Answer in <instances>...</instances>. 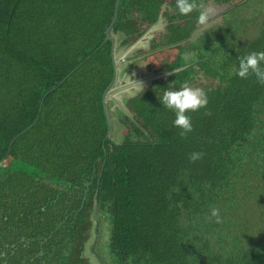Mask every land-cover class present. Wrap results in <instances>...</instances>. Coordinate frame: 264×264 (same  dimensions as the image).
Wrapping results in <instances>:
<instances>
[{"label":"trees","instance_id":"obj_1","mask_svg":"<svg viewBox=\"0 0 264 264\" xmlns=\"http://www.w3.org/2000/svg\"><path fill=\"white\" fill-rule=\"evenodd\" d=\"M115 1L0 0V264H264V85L236 74L264 51V8L200 29L175 0H119L111 46ZM160 20L164 42L144 53L176 47L187 64L103 103ZM185 81L209 104L182 139L160 97Z\"/></svg>","mask_w":264,"mask_h":264},{"label":"clouds","instance_id":"obj_2","mask_svg":"<svg viewBox=\"0 0 264 264\" xmlns=\"http://www.w3.org/2000/svg\"><path fill=\"white\" fill-rule=\"evenodd\" d=\"M175 5L181 15L197 12L196 23L200 29H206L220 11L214 0H175ZM238 61L236 74L240 78L247 79L251 75H255L257 82L264 85V51H251L239 56ZM166 75H177V70L174 69L173 72L166 73ZM139 84L143 85L140 82ZM160 101L165 108L174 112V126L181 129L179 136L186 139L188 134L194 131L192 117L188 113L207 109L209 96L204 88L193 86L185 81L179 89L168 87L162 98L160 97ZM203 114L204 116H211L213 113L208 109ZM204 155L203 151H194L188 154V159L195 163L203 159ZM209 213L205 215L207 222H212L213 219L215 223L223 222L219 207L210 206Z\"/></svg>","mask_w":264,"mask_h":264},{"label":"rangeland","instance_id":"obj_3","mask_svg":"<svg viewBox=\"0 0 264 264\" xmlns=\"http://www.w3.org/2000/svg\"><path fill=\"white\" fill-rule=\"evenodd\" d=\"M263 6H264V0H243L240 3V5H238L237 7L233 8V9H231V8L226 9L225 14L217 15V17H215L213 21L217 20V21L221 22L222 16H225L227 18V15L230 16L231 14L232 15L236 14L239 17L242 15H250L251 13L256 12L258 9L264 8ZM163 19L164 18H161V20H163ZM161 20L159 23L153 25V26H156V25H158V26L153 27V29H152V27H150L149 32L147 31L146 32L147 34H145V37L147 35L148 38L150 36L155 37V41H153V42L156 44L161 43L163 41V40H160L161 39V32H163V27H162L163 23L161 22ZM167 49L168 48H166V49L165 48L164 49L157 48L155 50V52L153 53V56L154 55L160 56L162 54V52L164 50H167ZM169 51H172V50L169 49ZM143 58L139 59V61H141V62H140V64L138 63V67L129 66V68L122 70L121 73H119L120 71H118L119 74H118L117 78H115L111 87L107 89L106 96H105L106 98H110V97L114 98V99H111V103H113V102L117 103L118 100L122 99L124 95L130 96L131 93H133L135 91H137L139 93V90L142 89L143 85L139 84V82L142 83L141 82L143 80L142 77H145L146 76L145 73H148V72H145L146 69H149L148 63L149 62L151 63V58L149 55H146ZM142 60H145V61H142ZM152 60L154 61V63L156 62V59L153 57H152ZM142 70H143V72H142ZM149 72L153 73L152 71H149ZM158 74H160V72ZM121 89H123V91H121ZM119 105H121V104H119ZM116 131H117V127L114 128L113 133L115 135H118L116 133ZM100 217L104 221L100 223L101 225H100L99 232L101 235H100V238L97 242L98 243L97 247L95 249L97 254H100L101 249L103 251V249L105 248V251H106L107 247L105 246V243H106L105 237L107 236V225L109 224L108 222H106L107 220H105L102 216H100ZM98 246H99V248H98ZM91 255L93 256L92 257V259H93L92 264H100L98 257L95 256L96 253L95 254L93 253Z\"/></svg>","mask_w":264,"mask_h":264},{"label":"crops","instance_id":"obj_4","mask_svg":"<svg viewBox=\"0 0 264 264\" xmlns=\"http://www.w3.org/2000/svg\"><path fill=\"white\" fill-rule=\"evenodd\" d=\"M156 26H158V25H156ZM156 26H153L152 25V29H153V27H156ZM149 30H150V28L148 29V32H149ZM161 35L163 37L162 32H161ZM150 38H152V37L150 36L148 38V36H146V38H145V34H144V35L138 37L131 44L132 49H136V48H142L143 49L139 53L140 56L136 57L134 59V61H136V62H138L140 64L141 61H139V59H141L144 56H146L145 54H148L150 56V58H151V63L150 62L148 63V66H149L148 68L149 69H146L145 68L146 69L145 72H148V73H145L146 76L145 77H142L143 80L141 82L143 83V86H142V89L139 90V93H142V92L148 90L149 88L152 87V85L154 84V82L157 79H159L162 76H165L166 72L169 71L168 69L165 68L166 61L167 62H174V64H176V67L177 68L183 67L184 65L187 64L186 60H187L188 55H186V53H184L183 51L180 52L176 47H165V49L166 48H168V49L167 50H164L160 56H157V55H154L153 56V53L155 51H153L151 53H144L145 50H147V48H150V47H152V46H154L156 44L154 42L151 43V41H150L151 44H148ZM163 42L164 41H162L161 43H163ZM161 43H159V44H161ZM169 49H171L172 51H169ZM142 54H144V55H142ZM152 57L156 59V62L155 63L152 60ZM120 60H121V58H120ZM142 61H145V60H142ZM129 66H130V64L127 65L126 67H124V69H121V67H120L118 69V71H120L119 73H121L122 70H125L126 68H129ZM149 71H152L153 73H150ZM142 72H143V70H142ZM159 72H160V74H158ZM119 73L118 72L116 73L115 78H117V76H118ZM123 89H121V91H123ZM133 93H138V92L135 91ZM133 93H131V94H133ZM124 96H125V98L127 97V95H124Z\"/></svg>","mask_w":264,"mask_h":264},{"label":"water","instance_id":"obj_5","mask_svg":"<svg viewBox=\"0 0 264 264\" xmlns=\"http://www.w3.org/2000/svg\"><path fill=\"white\" fill-rule=\"evenodd\" d=\"M118 5H119V0H116L115 1V4H114L113 17H112L110 23L108 24V26L105 29V37H104V40L110 39L111 40V46L114 45V37L112 36L110 30H111V28H112V26H113V24H114V22L116 20L117 11H118ZM113 63H114V67H116V61L115 60H113ZM107 89H105L103 91V94H102V96H103V98H102L103 103L106 102V97L105 96H106Z\"/></svg>","mask_w":264,"mask_h":264}]
</instances>
